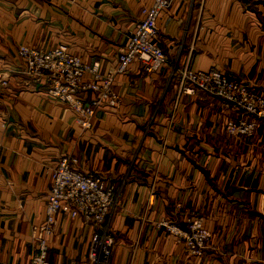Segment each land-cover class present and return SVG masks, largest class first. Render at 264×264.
<instances>
[{"label":"crops","instance_id":"crops-1","mask_svg":"<svg viewBox=\"0 0 264 264\" xmlns=\"http://www.w3.org/2000/svg\"><path fill=\"white\" fill-rule=\"evenodd\" d=\"M152 0H0V264H27L44 223L48 168L67 157L118 191L106 264H264V121L249 139L223 133L231 115L202 92L176 94V70L215 68L264 95V12L248 0H171L156 21L164 63H131L115 77V107L99 104L82 129L64 102L23 75L16 48L64 46L104 72ZM174 70V71H173ZM88 104L89 91L78 93ZM174 99L177 104L174 106ZM181 203L210 232L189 255L157 226ZM46 259L89 264L93 227L56 213Z\"/></svg>","mask_w":264,"mask_h":264},{"label":"built area","instance_id":"built-area-1","mask_svg":"<svg viewBox=\"0 0 264 264\" xmlns=\"http://www.w3.org/2000/svg\"><path fill=\"white\" fill-rule=\"evenodd\" d=\"M170 2L152 0L141 8V19L125 48L117 54L115 64L104 72L98 71L97 63H83L64 46L36 49L19 45L16 54L25 63L23 75L35 84L42 83L48 96L66 103L77 115L76 123L87 129L99 104L109 107L119 104L120 98L113 89V82L116 76L126 72L131 63H139L145 74L156 71L164 63V54L154 39L157 18ZM173 74L177 79L176 94H193L196 91L208 94L219 101L222 109L231 113L223 123L225 135L249 139L258 123L264 121V95L247 82L226 78L213 67L205 71L182 68ZM6 85L7 79L0 76V98ZM86 91L95 94L88 104L82 103L77 95ZM176 104L177 99H174V106ZM48 170L50 185L44 202V223L33 237L27 264H61L46 259L45 240L51 233L49 224L56 213L81 219L93 227L87 261L89 264H106L114 238L110 218L117 204V189L104 187L95 171L84 173L74 170L67 157H61ZM173 213L175 220H161L157 226L171 235L189 255L200 256L211 237L202 215L181 203L174 204Z\"/></svg>","mask_w":264,"mask_h":264},{"label":"rangeland","instance_id":"rangeland-1","mask_svg":"<svg viewBox=\"0 0 264 264\" xmlns=\"http://www.w3.org/2000/svg\"><path fill=\"white\" fill-rule=\"evenodd\" d=\"M249 2H256V6L264 12V0H248Z\"/></svg>","mask_w":264,"mask_h":264}]
</instances>
